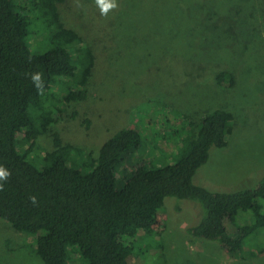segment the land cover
I'll list each match as a JSON object with an SVG mask.
<instances>
[{
    "label": "rangeland",
    "instance_id": "374dc122",
    "mask_svg": "<svg viewBox=\"0 0 264 264\" xmlns=\"http://www.w3.org/2000/svg\"><path fill=\"white\" fill-rule=\"evenodd\" d=\"M60 14L94 48L96 68L87 100L68 106L52 133L38 140L39 147L52 150L58 132L64 142L98 155L120 130L135 128L143 143L120 169L121 186L131 164L157 169L176 162L190 132L181 127L183 118L197 125L208 113L226 110L236 119L228 146L211 150L194 182L214 192L259 184L264 176V0H66ZM30 41L33 52L47 49L44 34ZM221 72L233 80L219 84ZM203 211L198 202L166 198L154 232L133 239L129 263L264 264V254L233 253L187 233L205 217ZM251 239L264 246V237ZM32 240L0 219V264H44Z\"/></svg>",
    "mask_w": 264,
    "mask_h": 264
},
{
    "label": "trees",
    "instance_id": "16d2710c",
    "mask_svg": "<svg viewBox=\"0 0 264 264\" xmlns=\"http://www.w3.org/2000/svg\"><path fill=\"white\" fill-rule=\"evenodd\" d=\"M65 2L0 0V169L8 173L0 179V219L32 237L44 264H130L133 239L154 232L166 198L191 200L205 217L187 233L233 253L263 255L264 246L251 238L264 237V176L235 192L194 182L211 150L228 146L236 126L229 111L210 112L197 125L183 118L181 127L190 132L176 162L157 169L131 164L121 186L120 169L143 143L135 128L120 130L98 155L58 132L52 150L39 147L68 106L87 100L96 68L94 48L62 20ZM37 34L48 43L40 53L30 41ZM232 76L221 72L217 81Z\"/></svg>",
    "mask_w": 264,
    "mask_h": 264
},
{
    "label": "clouds",
    "instance_id": "9594fccd",
    "mask_svg": "<svg viewBox=\"0 0 264 264\" xmlns=\"http://www.w3.org/2000/svg\"><path fill=\"white\" fill-rule=\"evenodd\" d=\"M104 6L106 8H110V7H115V4H105ZM34 78H36V77H34ZM7 175H8V173L5 170L0 169V179L6 177Z\"/></svg>",
    "mask_w": 264,
    "mask_h": 264
}]
</instances>
